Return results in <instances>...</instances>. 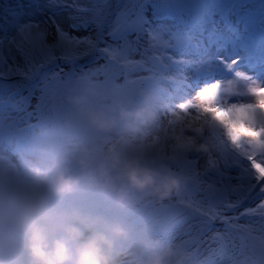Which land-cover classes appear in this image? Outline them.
Returning <instances> with one entry per match:
<instances>
[{"label": "snow or ice", "instance_id": "snow-or-ice-1", "mask_svg": "<svg viewBox=\"0 0 264 264\" xmlns=\"http://www.w3.org/2000/svg\"><path fill=\"white\" fill-rule=\"evenodd\" d=\"M85 69L152 87L212 140L187 162L200 199L179 201L201 264H264V0H0V136Z\"/></svg>", "mask_w": 264, "mask_h": 264}, {"label": "clouds", "instance_id": "clouds-1", "mask_svg": "<svg viewBox=\"0 0 264 264\" xmlns=\"http://www.w3.org/2000/svg\"><path fill=\"white\" fill-rule=\"evenodd\" d=\"M79 103V100L75 101ZM115 115L89 111L92 127L102 133L111 132L120 122L125 135L134 136L148 125L151 113L120 104ZM192 125L197 123L192 121ZM255 135L254 133H250ZM200 131L195 135L173 136L177 151L207 153L212 149L208 138ZM89 161L87 149L82 150L79 163ZM32 187L11 197L2 205L3 223L0 226V264H115L129 233L123 223L84 213L78 209H59L54 200L76 191L82 178L63 167L32 165L28 168ZM93 186L114 193L118 204L130 202L129 188L163 200L178 192L182 186L179 176L166 170L149 167L143 151L129 156L123 145L109 144L105 159L97 163L89 177ZM187 253L165 244L148 253L142 264H184Z\"/></svg>", "mask_w": 264, "mask_h": 264}, {"label": "rangeland", "instance_id": "rangeland-1", "mask_svg": "<svg viewBox=\"0 0 264 264\" xmlns=\"http://www.w3.org/2000/svg\"><path fill=\"white\" fill-rule=\"evenodd\" d=\"M102 63H104V61L101 60V64ZM101 73L103 74V80L99 83L100 85L92 87L91 89L88 88L87 90L91 96V111H102V105L106 103H109L111 108L116 109V105L120 103L122 92L124 91L123 87L119 86L117 90L113 88L112 85L110 86L109 82L111 79L106 76L104 72ZM86 77L84 80L86 81V86H88L90 80ZM122 81L126 83L123 78ZM68 89L69 87L66 82H62L58 86L54 101H50L46 106L36 111L31 120L24 121L20 125V129L22 130L10 132L8 129V121L7 119L5 120V132H3L4 139H8L9 141L13 139L15 142H4V146H2L0 142V154L2 153V147L7 151V148H14L12 145L18 142L30 143L36 141L37 143L35 146L39 147L37 149L39 151L47 138L50 139V141L52 140L49 145H53H48V149L51 148L54 150V147H56V149L47 157L41 154L43 152L35 154L38 152L37 150L26 152L24 148L23 153L20 154H17L16 149L15 152L8 151L11 153L8 159H12L13 164V168L10 167V169H12V171L15 170L16 173L0 171V205H2L5 197L14 196L32 187V180L28 173V168L39 163L41 160L44 161L43 163L51 165L54 168H66L71 173L73 168L81 169L76 175L82 178L81 185L84 181L85 182L81 189L74 191L68 196L67 203L70 209L75 208L82 212L84 208L87 210L91 209L90 214H95L98 210H102L104 207L109 208V206L112 205L110 203L114 193L110 191H101L93 186L89 180L97 163L105 159L106 150L110 143L102 140L100 136L101 132L90 125L88 116L83 117L78 124H72L70 128H67L57 118L60 107L64 106L66 103V105L70 103ZM108 92L111 94L109 100L101 102V96L106 95ZM124 104L129 106L128 103ZM159 131H163L164 134H167V129H160ZM0 138H2V136H0ZM152 139H155V136H152ZM113 145L119 147L123 144ZM131 148V144L126 143L125 149L129 156ZM83 149H87L89 153L88 164L84 167L79 163ZM188 153L191 155V152ZM50 159L51 161H49ZM2 167L3 165L0 164V169ZM184 184L190 188V182L187 184L184 182ZM128 190L131 194L130 202L123 204V206L127 208V216L124 215L119 220L122 222V220L124 221L126 219L124 225L125 227L131 228L134 235L136 234V239L133 242L134 244L130 247L129 245L132 243H127L129 247H127V252L123 254L122 258H120V255L116 261H120V259L122 260L126 257L125 260L132 261L131 264H139L145 258L144 253L148 247L146 245L147 242H145L146 240L148 241L155 236L158 237L164 231L171 234V232L175 231L176 227H183V225L186 226L196 223L194 220L186 219L189 212L179 203L182 197L178 192L166 199L160 200L154 196L136 192L131 188ZM135 194H137V197L134 196ZM185 195L188 199H191L188 194L185 193ZM113 198H115V196ZM199 199L200 197L198 196L196 200ZM114 202L122 206V204L116 202V199ZM186 203L187 199L185 200V204ZM2 223L3 208L0 206V224L2 225ZM241 223H244V221H241ZM177 237V235L173 236L172 234L173 241H176L178 239Z\"/></svg>", "mask_w": 264, "mask_h": 264}, {"label": "bare ground", "instance_id": "bare-ground-1", "mask_svg": "<svg viewBox=\"0 0 264 264\" xmlns=\"http://www.w3.org/2000/svg\"><path fill=\"white\" fill-rule=\"evenodd\" d=\"M138 59V57H136ZM83 61H81L82 63ZM101 64V61L99 62ZM98 65H89L91 68H95ZM148 73L146 72H140L137 73L136 76H147ZM88 77L90 80V83L88 86H86V81L84 80L85 77ZM86 77V78H87ZM135 78V76L133 77ZM103 80V74L101 72L93 75L91 74L87 69L83 73H78L77 75L71 77L66 81V84L68 85V96L70 98L69 105L64 104V106L60 107L59 113H58V120L61 121L67 128H70L72 124L76 123L78 124L83 117L88 116V112L91 110V96L88 93V88H92L95 86L100 85ZM110 86L112 85L113 88L119 89L120 87H123L124 91L122 92V97L120 100V103L116 105V107L120 104L128 103L129 107L131 108H138L144 110L146 113H151V120L148 123L147 126L142 127L134 136L131 134L125 135L121 132L120 127L123 124V122H120L118 126L113 129L111 132L108 133H100V136L102 137V140L107 141L110 144H123L124 148L126 143H130L132 148L130 151V157L135 156L139 150L143 151V159L144 162L151 168L157 169V170H166L169 172H172L173 174L179 176L182 180V186L178 193L181 197L185 195V193L189 190V187H187L184 182L189 183L188 179V160L191 156L200 155L204 156L206 153H196L193 151H177L174 147V140L173 136L179 135L181 137L184 136H190L195 135L198 131V125L193 126L192 121L185 120L180 114L176 115H165L161 100L155 90L152 87L148 86H140L135 84H128L123 83L122 78L119 80H112L109 82ZM225 87L228 91H238L242 90L245 87V83L243 81H235V80H228L225 81ZM111 94L110 92L106 93V95L101 96V102L109 100ZM79 100V103H76L75 101ZM109 106V103L102 105L101 110L105 113H108L109 115H115L116 109H113ZM24 125V124H23ZM160 129H167V134H164L163 131H159ZM5 132V129H4ZM90 132V131H89ZM201 132V131H200ZM203 135L197 137L198 141H202L204 137L208 138V142L212 144L213 150V142L212 140L205 135L203 132H201ZM164 134V135H163ZM152 136H155V139H152ZM166 138V139H164ZM0 142L2 143V146H4V142H15V140L11 139L9 141L8 139H4V136L2 135V138H0ZM18 142V141H17ZM52 140L46 139L43 142L42 148L36 152L35 154H40L41 152H45L47 154L54 152L56 147H54V150L48 149L49 143L51 144ZM23 145V148L25 150L34 149L36 145L35 142L25 143L20 142ZM53 146V145H49ZM126 151V149H125ZM52 152V153H53ZM191 152V155L190 153ZM43 153H41L43 155ZM41 155V156H42ZM40 156V157H41ZM9 155L5 152L4 147H2V153L0 154V164L3 165V167L0 169L1 172H8V173H16V171H12L11 168H13L12 159H8ZM39 157V158H40ZM17 158V157H14ZM23 158V157H22ZM53 158V157H52ZM51 158V159H52ZM8 159V161L6 160ZM51 159L49 161H51ZM44 161H39L36 165H39L40 167L50 166L54 168L51 165H47L46 163H43ZM201 166L204 164V160L200 161ZM7 168V169H6ZM69 168V167H68ZM81 171L80 168H73L72 173L76 175ZM235 175L236 173H232ZM85 182V181H84ZM83 182V183H84ZM82 183V185H83ZM82 185L77 189H81ZM7 193V191H6ZM188 196L196 200L198 196L194 195L192 191L187 192ZM114 195V194H113ZM137 197V194L134 195ZM186 196V195H185ZM114 197V196H113ZM111 197V213L105 214L106 217L103 216L105 211H107L108 207H105L103 210L99 212L97 211V214H94L96 216L103 217L107 220H115L120 221L119 219L123 217L124 215L127 216V208L125 206L117 205L114 201L115 198ZM67 198V196H66ZM66 198L54 200L55 207L59 209H69L66 205L68 204L65 202ZM65 202V203H64ZM88 213V212H84ZM122 220V219H121ZM126 219L121 223L125 224ZM194 224V223H193ZM190 225H186L183 227H176L174 232H171V234L167 233V231L162 232L158 237H153L146 240V245L148 246L144 257L148 255V253L158 249L159 247L165 245V244H171L174 247H176L178 250H181L183 252H186L187 258L185 259L184 264H201L202 257L198 255L195 245L191 242V238L188 235V231L190 228ZM0 226H2L0 224ZM128 229V239L126 241H122L118 243V248L124 250V247L127 244V241H133L136 239V234L134 235L133 231H131V228L126 227ZM169 234V235H168ZM172 234L177 235L178 239L176 241L172 240ZM176 237V236H175ZM173 237V238H175ZM176 239V238H175ZM118 257V256H117ZM126 257H124L120 261H115V264H131L132 261L125 260ZM143 261V260H142ZM141 263L139 264H142ZM117 262V263H116Z\"/></svg>", "mask_w": 264, "mask_h": 264}]
</instances>
